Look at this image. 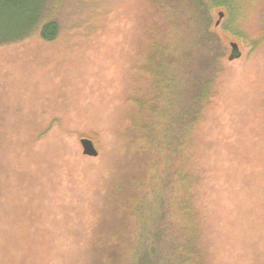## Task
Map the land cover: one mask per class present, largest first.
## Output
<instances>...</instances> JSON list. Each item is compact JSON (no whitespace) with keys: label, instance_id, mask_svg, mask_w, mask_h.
Here are the masks:
<instances>
[{"label":"rangeland","instance_id":"rangeland-1","mask_svg":"<svg viewBox=\"0 0 264 264\" xmlns=\"http://www.w3.org/2000/svg\"><path fill=\"white\" fill-rule=\"evenodd\" d=\"M238 1L48 0L53 42L0 46V264L172 259L179 227L201 264H264V0Z\"/></svg>","mask_w":264,"mask_h":264},{"label":"trees","instance_id":"trees-1","mask_svg":"<svg viewBox=\"0 0 264 264\" xmlns=\"http://www.w3.org/2000/svg\"><path fill=\"white\" fill-rule=\"evenodd\" d=\"M194 1L195 10L198 13L204 14L209 12L210 14L212 9L219 8L225 11L223 17L235 18V10L237 8H235L233 0ZM238 2L237 0V3ZM47 4L48 0H0V46L22 42L34 35H38L39 39L43 42H53L58 37L59 26L55 20L47 16ZM177 62L178 60L175 58V63ZM194 117V122H196V116L193 115V118ZM145 128H147V124ZM142 129L144 130V128ZM188 179L190 180V172L183 171L182 167L179 168L176 178L177 186L184 188V191H186L190 187V182L187 181ZM188 206V202L184 204L181 202L179 209L182 213L178 214L180 217L178 220H182L183 218L181 217L191 214L192 211ZM189 217L192 220L196 218L195 215ZM192 228V231L190 230L191 232L197 230V227ZM178 229H180V227ZM178 229L177 232L175 229L171 231L170 235L173 240L168 246L169 253L166 251L167 254H173L172 259H170L169 256H166L165 259L161 256L158 261L154 262L152 258L156 255L157 245L155 242L147 245V243L145 244L139 239V242L136 241V243H134L132 249L141 251L138 257L131 256L129 264H135L137 258V264H201L195 251L196 243L198 242L195 236L196 233L192 234L190 231H184V234H182L183 232L178 231ZM179 237L181 241L176 240L179 239ZM141 239H143V237ZM120 258L121 255H118L117 261L120 260Z\"/></svg>","mask_w":264,"mask_h":264},{"label":"water","instance_id":"water-1","mask_svg":"<svg viewBox=\"0 0 264 264\" xmlns=\"http://www.w3.org/2000/svg\"><path fill=\"white\" fill-rule=\"evenodd\" d=\"M219 19H222L223 14L220 13L218 14ZM217 25V24H216ZM232 49V55L229 58L231 60L232 58H237L239 57V53L237 51V46L236 45H231ZM80 145L83 151V155L89 156V157H95L97 155L95 148L93 147V144L90 140L88 139H82L80 140Z\"/></svg>","mask_w":264,"mask_h":264}]
</instances>
